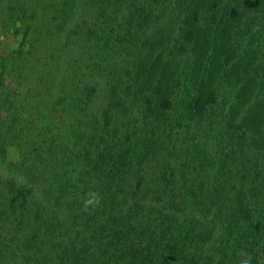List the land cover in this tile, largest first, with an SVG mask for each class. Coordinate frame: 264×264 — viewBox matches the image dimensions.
<instances>
[{"label": "trees", "instance_id": "16d2710c", "mask_svg": "<svg viewBox=\"0 0 264 264\" xmlns=\"http://www.w3.org/2000/svg\"><path fill=\"white\" fill-rule=\"evenodd\" d=\"M0 36V264H264V0H0Z\"/></svg>", "mask_w": 264, "mask_h": 264}, {"label": "clouds", "instance_id": "9594fccd", "mask_svg": "<svg viewBox=\"0 0 264 264\" xmlns=\"http://www.w3.org/2000/svg\"><path fill=\"white\" fill-rule=\"evenodd\" d=\"M101 202L100 194L95 190H89L85 194V198L82 202V211L88 212L90 208H95L99 206ZM241 259L239 264H251V255L248 252H241L240 253Z\"/></svg>", "mask_w": 264, "mask_h": 264}, {"label": "rangeland", "instance_id": "374dc122", "mask_svg": "<svg viewBox=\"0 0 264 264\" xmlns=\"http://www.w3.org/2000/svg\"><path fill=\"white\" fill-rule=\"evenodd\" d=\"M16 42L15 39H13L11 36H0V54L6 53V49L4 48L7 46V48H12V45ZM4 50V52L2 51ZM2 169L5 170V167L2 166Z\"/></svg>", "mask_w": 264, "mask_h": 264}]
</instances>
